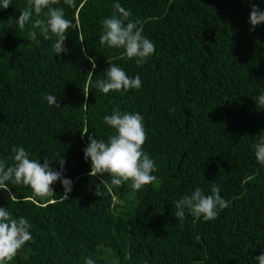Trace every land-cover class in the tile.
Here are the masks:
<instances>
[{
  "label": "trees",
  "instance_id": "16d2710c",
  "mask_svg": "<svg viewBox=\"0 0 264 264\" xmlns=\"http://www.w3.org/2000/svg\"><path fill=\"white\" fill-rule=\"evenodd\" d=\"M117 2L154 43L142 65L123 48L100 44L102 21ZM253 4L264 11V0H75L74 7L60 0L75 26L58 55L56 37L44 40L32 27L47 9L23 29L16 20L28 0L0 9V160L11 165L14 146L41 164L53 159L54 171L63 158L61 178L72 181L67 200L59 180L43 198L23 184L0 189V207L31 225L32 239L7 264H84L86 257L96 264H256L264 252V166L253 147L264 136V108L256 105L264 92V23L250 31ZM33 30L39 44L29 39ZM111 65L139 75L141 87L102 93L95 84ZM50 94L58 108L48 104ZM117 107L144 117L142 151L156 179L140 190L131 181L111 185L107 173L89 176L84 159L89 136L115 134L103 118ZM213 183L229 205L215 220L175 219L179 199L196 187L211 194Z\"/></svg>",
  "mask_w": 264,
  "mask_h": 264
},
{
  "label": "clouds",
  "instance_id": "9594fccd",
  "mask_svg": "<svg viewBox=\"0 0 264 264\" xmlns=\"http://www.w3.org/2000/svg\"><path fill=\"white\" fill-rule=\"evenodd\" d=\"M63 3L68 7L75 6V0H63ZM10 4L11 0H0V9H7ZM59 4L60 0H28V6L21 11L16 20L18 27L23 29L33 13L39 16L47 9L45 14L47 19H36L32 27L39 29L44 40L56 37L52 51L57 55L67 51L63 46L66 33L75 26L72 21L65 18L64 8L58 6ZM113 8L112 16L102 21V34L99 38L101 46L123 48L127 58H135L136 64L142 65L154 53V43L142 34V30L138 27L140 21L130 19L132 16L130 10H126L118 2L113 4ZM248 22L252 26L250 31L264 23V11H261L257 4L251 6ZM29 39L36 44L41 42L35 30L29 32ZM93 67H95L94 62ZM106 76V79L98 80L95 84L104 94L110 91L138 90L141 87L139 75L134 78L129 77L116 65L109 66ZM46 100L50 106L59 107L56 96L47 95ZM256 105L264 108V92L256 98ZM170 110L174 111V109ZM143 119L144 117L139 113L122 114L118 107L113 109L111 115L104 116V123L111 126L115 134L107 141L98 140L93 136L88 137L89 143L83 152L84 159H90L91 162L89 176L95 177L107 173L111 177V185L120 186L124 182L131 181L133 190H140L156 179L151 174L156 171L155 163L148 153L142 151V145L146 140ZM253 147L256 160L264 166V136H261ZM12 152L14 155L8 158L12 161L11 165L7 160H0V189L9 191V183L23 184L30 186L36 196L43 198L53 193L51 186L59 180L64 190L63 199H68L72 181L61 178L65 164L63 158L57 160L61 170L54 171L51 167L53 159L45 157L41 164L38 160L30 159L29 153L23 147L14 146ZM219 193L220 188L215 183L211 186V194H205L203 189L196 187L190 195H184L175 203V219L183 222L187 213L204 221L215 220L219 215L218 210L229 206ZM101 194L99 184L96 186L95 195ZM30 227L26 218H13L7 209L0 207V264L11 261L17 251L32 239ZM255 261L256 264H264V252L255 257ZM84 264H96V261L92 257H86Z\"/></svg>",
  "mask_w": 264,
  "mask_h": 264
},
{
  "label": "rangeland",
  "instance_id": "374dc122",
  "mask_svg": "<svg viewBox=\"0 0 264 264\" xmlns=\"http://www.w3.org/2000/svg\"><path fill=\"white\" fill-rule=\"evenodd\" d=\"M113 201H114L115 204L119 203L118 200H116V199H113Z\"/></svg>",
  "mask_w": 264,
  "mask_h": 264
}]
</instances>
